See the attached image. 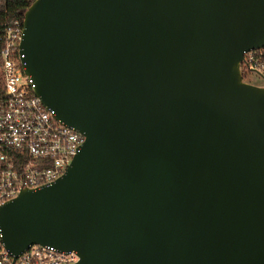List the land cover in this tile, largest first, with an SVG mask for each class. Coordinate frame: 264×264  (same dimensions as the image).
I'll use <instances>...</instances> for the list:
<instances>
[{"label":"water","instance_id":"obj_1","mask_svg":"<svg viewBox=\"0 0 264 264\" xmlns=\"http://www.w3.org/2000/svg\"><path fill=\"white\" fill-rule=\"evenodd\" d=\"M35 91L84 143L52 186L0 208L15 257L75 264H264V0H34Z\"/></svg>","mask_w":264,"mask_h":264},{"label":"built area","instance_id":"obj_2","mask_svg":"<svg viewBox=\"0 0 264 264\" xmlns=\"http://www.w3.org/2000/svg\"><path fill=\"white\" fill-rule=\"evenodd\" d=\"M23 19L0 29V208L23 191L52 186L65 174L85 137L63 123L35 91L26 72ZM241 72L264 78L263 48L245 52ZM75 250L32 244L16 257L5 247L0 225V264H75Z\"/></svg>","mask_w":264,"mask_h":264},{"label":"trees","instance_id":"obj_3","mask_svg":"<svg viewBox=\"0 0 264 264\" xmlns=\"http://www.w3.org/2000/svg\"><path fill=\"white\" fill-rule=\"evenodd\" d=\"M34 0H0V29L5 24L24 18V13ZM264 53V48H263ZM244 77V71L242 72ZM2 92L0 84V93Z\"/></svg>","mask_w":264,"mask_h":264},{"label":"rangeland","instance_id":"obj_4","mask_svg":"<svg viewBox=\"0 0 264 264\" xmlns=\"http://www.w3.org/2000/svg\"><path fill=\"white\" fill-rule=\"evenodd\" d=\"M243 81L254 85H258L260 87H264V78L253 70L247 69L244 71Z\"/></svg>","mask_w":264,"mask_h":264}]
</instances>
